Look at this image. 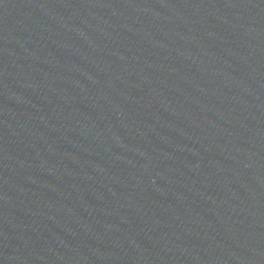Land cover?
I'll use <instances>...</instances> for the list:
<instances>
[{
	"label": "water",
	"instance_id": "obj_1",
	"mask_svg": "<svg viewBox=\"0 0 264 264\" xmlns=\"http://www.w3.org/2000/svg\"><path fill=\"white\" fill-rule=\"evenodd\" d=\"M0 264H264V0H0Z\"/></svg>",
	"mask_w": 264,
	"mask_h": 264
}]
</instances>
